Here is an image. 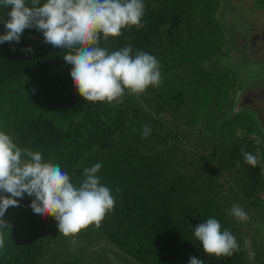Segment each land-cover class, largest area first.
Wrapping results in <instances>:
<instances>
[{
	"label": "trees",
	"instance_id": "1",
	"mask_svg": "<svg viewBox=\"0 0 264 264\" xmlns=\"http://www.w3.org/2000/svg\"><path fill=\"white\" fill-rule=\"evenodd\" d=\"M192 3L211 15L208 0L144 1V26L123 28L120 36L107 40L101 34L99 46L109 52L131 46L133 53L164 57L181 42L179 29L193 13ZM10 10L0 6V16L7 19ZM29 46L33 52L21 51ZM63 55L35 29H25L19 43L0 44V131L21 148L39 152L44 162L59 164L76 186L84 179V168L102 164L97 175L115 197L114 210L99 227L90 224L77 237L107 238L145 264H189L192 256L204 264H249L240 241L243 226L229 215L232 203L226 196L241 202L264 185L259 160L249 165L240 151L258 157L251 141L237 139L217 156L206 148L201 154L181 151L180 133L170 143L161 133L163 125L143 110L135 95L126 94L119 104L85 101L75 90ZM165 60L172 63L176 57ZM182 93L178 89L167 96ZM146 124L151 133L142 139ZM31 200L25 194L19 206L5 212L3 219L12 227L0 233V264H44L62 238L57 221L38 218L29 207ZM207 218H216L222 230L235 236L239 248L231 256L205 253L194 237L193 228Z\"/></svg>",
	"mask_w": 264,
	"mask_h": 264
},
{
	"label": "clouds",
	"instance_id": "2",
	"mask_svg": "<svg viewBox=\"0 0 264 264\" xmlns=\"http://www.w3.org/2000/svg\"><path fill=\"white\" fill-rule=\"evenodd\" d=\"M0 6L11 8L7 19L0 16L4 25L0 44L19 43L25 29L41 32L45 43L64 52L75 90L85 101L119 104L126 94H143L149 86L162 83L161 65L155 56L142 50L133 53L131 46L112 52L99 46L101 34L107 40L120 36L123 28L144 26V0H0ZM21 51L31 53L34 49L29 46ZM150 133L146 124L141 138ZM255 139L261 143L258 136ZM240 151L245 163L257 165V156L244 148ZM101 168L99 162L84 168V179L76 186L59 164L44 162L39 152L21 148L11 135L0 131V233L11 230L12 225L3 217L10 206H19L25 194L32 198V212L38 218L53 217L59 233L66 237L90 224L99 227L115 205L111 189L97 175ZM229 215L237 221L248 219L239 204L230 208ZM193 233L209 255L231 256L239 248L232 232L222 230L216 218L196 225ZM3 247L4 236L0 234ZM189 264H204V260L192 256Z\"/></svg>",
	"mask_w": 264,
	"mask_h": 264
},
{
	"label": "rangeland",
	"instance_id": "3",
	"mask_svg": "<svg viewBox=\"0 0 264 264\" xmlns=\"http://www.w3.org/2000/svg\"><path fill=\"white\" fill-rule=\"evenodd\" d=\"M208 2L212 4L213 0ZM199 5H203V2H199ZM199 8L192 3L194 11L179 29L181 42L175 49H170L166 56L160 55L157 58L161 65L160 86H149L143 94L135 95V98L143 103V110L163 125L161 133L163 131L171 138L170 143L175 139L173 134L180 133L181 151L201 154L206 148V152L217 156L237 139L250 140L258 154L264 180V146L262 142L256 143L258 132L244 120H230L223 125L214 123L225 114L230 102H227V86L221 75L213 69L212 62L220 46V26L211 15H206ZM169 56L176 57V60L167 62L165 59ZM178 89L183 92L181 97L167 96ZM220 179L225 181L222 176ZM224 184L228 188V183ZM226 197L232 203L230 207L239 204L248 216L246 221H240L243 226L240 241L249 264H264V258L259 257L254 240L255 225L258 219L264 217V185L261 184L249 199L241 202ZM77 234L67 237L61 234L62 238L54 245L44 264H145L107 238L80 240Z\"/></svg>",
	"mask_w": 264,
	"mask_h": 264
},
{
	"label": "flooded vegetation",
	"instance_id": "4",
	"mask_svg": "<svg viewBox=\"0 0 264 264\" xmlns=\"http://www.w3.org/2000/svg\"><path fill=\"white\" fill-rule=\"evenodd\" d=\"M212 19L219 23L220 46L213 69L225 82L230 120H244L264 146V0H213ZM222 116V117H223ZM259 257L264 258V217L254 233Z\"/></svg>",
	"mask_w": 264,
	"mask_h": 264
},
{
	"label": "water",
	"instance_id": "5",
	"mask_svg": "<svg viewBox=\"0 0 264 264\" xmlns=\"http://www.w3.org/2000/svg\"><path fill=\"white\" fill-rule=\"evenodd\" d=\"M235 110H231V114L230 113H227L225 116L221 117L220 119L216 120L215 122L212 121L211 124L214 122L216 123L217 125H222V123H224L225 120H227L229 117H233V114H234Z\"/></svg>",
	"mask_w": 264,
	"mask_h": 264
}]
</instances>
